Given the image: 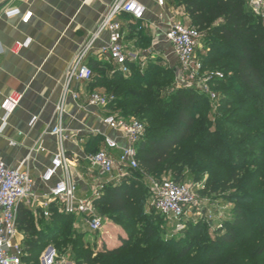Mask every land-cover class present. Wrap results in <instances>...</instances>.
<instances>
[{"label": "trees", "instance_id": "1", "mask_svg": "<svg viewBox=\"0 0 264 264\" xmlns=\"http://www.w3.org/2000/svg\"><path fill=\"white\" fill-rule=\"evenodd\" d=\"M175 1L185 7L191 26L208 33L206 53L200 56L202 72L209 68L223 72L222 78L209 81L218 93L221 118L216 121L217 129L212 128L209 116L215 113L213 104L203 111L207 116L198 115L207 107L209 97L194 86L166 91L175 68H163L152 61L146 68L140 62H129L130 72L123 74L112 63L92 57L91 91L104 89L114 96L110 110L119 105L120 116L139 117L145 124V134L137 146L139 168L129 174L161 179L162 171L181 164L178 171L173 170L172 179L185 182L192 175L200 182L208 174L201 193L216 194L228 182L221 183L222 168L218 165L229 161L225 157L229 147L236 152L231 167L236 173H245L239 179L235 173L241 190L248 186L264 196L263 20L254 15L247 0ZM123 18L128 21L126 38H136L139 47L151 40L145 28L138 30L129 15ZM219 19L223 24L214 26ZM225 58L228 60L222 62ZM129 174L119 184L105 187L103 195L94 200L100 215L108 212L121 221L126 236L121 237L120 246L101 249L98 244L90 245L83 239L86 231L76 226V215L52 207L50 218L41 220L38 229L28 209L20 207L19 229L25 234L23 264H40L49 239L59 243L60 254L69 246L74 264H264V209L257 225L250 226L255 224L252 218L256 214L243 203L253 200L264 204L262 197L240 195L239 201L235 196L226 219L218 220V210L213 209L211 218L191 219L185 231L171 235L172 226L162 215L155 209L154 214L144 211L150 188H143V181H135ZM213 223L221 224L222 231L212 234L208 226ZM243 226L253 233L238 237Z\"/></svg>", "mask_w": 264, "mask_h": 264}, {"label": "crops", "instance_id": "2", "mask_svg": "<svg viewBox=\"0 0 264 264\" xmlns=\"http://www.w3.org/2000/svg\"><path fill=\"white\" fill-rule=\"evenodd\" d=\"M113 1L0 0V158L7 166L30 172L33 194L19 204L18 211L20 207L28 209L38 229L40 221L49 219L53 213L51 207L64 212L62 203L53 201L49 195L51 183L43 181L42 176L60 150L59 140L48 130L54 122L65 74ZM142 1L147 6L145 30L146 36L152 40L153 55H160L178 66L176 54L165 38L170 26L179 21L172 6L173 0H166L163 6L157 0ZM7 9H19L21 14L6 16L4 12ZM27 11H32L33 16L29 23H24L22 15ZM127 25L124 21V26ZM108 39L104 34L96 47ZM124 44L128 52H140L136 38H125ZM92 57L108 62L96 53ZM74 89L78 91L79 98L77 101L68 99L67 139L62 145L69 160L71 176L77 184V196L93 198L96 193L103 195L105 187L120 182L113 176L102 174L87 156L98 148H104L103 134L115 137L117 133L107 129L102 122V118L109 114V108L88 105L92 92L89 83H76ZM14 93H20L22 99L4 123L5 99ZM35 116L37 120L31 125ZM120 142L124 144V141ZM39 146L42 148L37 151ZM110 152L119 157V149ZM46 211L49 216L45 215ZM76 226L81 230L83 226L87 228L78 216Z\"/></svg>", "mask_w": 264, "mask_h": 264}, {"label": "built area", "instance_id": "3", "mask_svg": "<svg viewBox=\"0 0 264 264\" xmlns=\"http://www.w3.org/2000/svg\"><path fill=\"white\" fill-rule=\"evenodd\" d=\"M165 1L157 0V3L163 6ZM248 5L255 15L264 18V0H248ZM19 14H21L19 9H7L4 12L6 16ZM146 14L147 6L142 0H114L108 6L90 40L78 51L66 71L61 97L55 108L54 122L48 130L59 140L60 150L53 157L42 179L46 183H51L49 195L52 200L62 203L65 212L81 217L93 233L100 232L104 224L103 216L98 212L94 202L100 193H96L93 198L77 196V184L71 176L69 160L62 145L67 139L65 121L68 99L78 100V91L74 89L76 83H90L93 80L94 73L89 60L94 53L112 63L123 74L130 72L129 62H140L142 66L145 65L146 57L128 52L124 44L127 26H124L122 18L129 15L131 22L138 24V30H141L146 25ZM32 16L33 12L27 11L22 15L23 22L29 23ZM104 34L108 35V42L96 47ZM201 37L202 33L196 27L186 25L182 21L174 22L165 34L166 41L172 46L178 60L175 69L178 86H194L215 100L217 95L209 88V81L213 78H222L223 73L217 71L212 75H206L202 72V62L197 58ZM21 99L20 93L6 97L4 123L7 116L19 106ZM113 100L114 96L105 91H92L88 97V105L105 109ZM36 120L37 117H33L30 124ZM102 122L107 129L116 132L117 136L103 134L104 148L89 154L87 159L94 167H98L102 174L113 176L117 182H121L131 170L139 168L137 146L145 134V124L137 118H125L118 113L104 116ZM121 140L124 144H121ZM41 148L39 146L36 150ZM118 149L120 154L116 158L110 151ZM148 178L152 206L172 226L171 235L182 233L188 221L194 218L189 212L193 213L195 207L199 205L194 191L196 185L178 182L168 176L161 179L151 176ZM32 194L33 179L30 172L20 167L7 166L0 158V264H23L25 248L24 238L19 229L18 206ZM206 206L203 205L202 213L204 217L211 218L213 211ZM45 215L49 216L50 213L46 211ZM40 260L42 264L66 263L65 259H58L54 249H46Z\"/></svg>", "mask_w": 264, "mask_h": 264}, {"label": "rangeland", "instance_id": "4", "mask_svg": "<svg viewBox=\"0 0 264 264\" xmlns=\"http://www.w3.org/2000/svg\"><path fill=\"white\" fill-rule=\"evenodd\" d=\"M247 2H248V0H247ZM172 6H173L174 10L177 11V17L179 18V21H182L186 25L192 24L185 7L180 5V3L176 2L175 0L172 1ZM260 18H261V20H263V23H264V18H262V17H260ZM122 20H123V22L124 21L128 22V21H126L127 19L125 20V18H122ZM223 22H224L223 19H219V20L215 21L213 25L214 26L222 25ZM201 33H202V37H201L199 48L197 50L198 60H200L201 54L206 53V50H207L206 48L208 45L207 41L209 39L208 33L206 31H202ZM138 48H139V50L138 49L137 50L140 51L139 52L140 56L146 57V60H145L146 62L144 65L145 68L148 66V63L152 61V62L157 63L159 66H161L163 68L170 67V68L176 69L177 66L173 65L169 61H166L160 55H157V54L153 55L155 51L152 48V40H150V41L146 40ZM137 50H136V52H137ZM227 60H228V58H225L224 60H222V62H226ZM216 65L218 66L219 64H216ZM211 67H214V64H212ZM215 72H217V69L213 70V68H209L206 71H204V73L206 75H212V73H215ZM168 85L169 86H167L168 88H166V91L169 90L171 92H174L175 90H177L178 84H177V80H176V73L174 74V78H173L172 82L169 83ZM209 88L214 93H216V95H218L217 91L215 89H213L211 87V85H209ZM95 91H104V89L97 88ZM209 104H213L215 106V113H212L209 116H210V119L213 121L212 128L214 130H216L217 129L216 128L217 127L216 121H218V119L221 118V113L219 112L218 107H217L218 106L217 98L215 100H213L212 98L209 97V101L206 102L207 107L204 106L203 110H200L198 112L199 113L198 115L199 116H202V115L207 116V114H205V112H203V111L208 110ZM235 105H237V104H235ZM120 107L121 106H119V105L114 106L111 110H109V114L119 113ZM136 118H139V117H136ZM233 139H236V141L239 140V138H233ZM235 155H236V152L232 148L228 147V149L225 152V157L229 158V161L227 162V164L218 165V167H219L218 169L222 168V174L219 177L221 183H223L224 181H228V182L226 183L225 188H218L219 190H217L216 194H209V193L202 194L201 193V190L204 189V187H205V183L207 181V175L208 174H205V177L200 182H195L192 175L187 176L185 182L196 185L194 191H195L196 196L199 200V205L197 207H195L196 208L195 211L193 213L189 212L190 214H193V217H194L193 220L194 221L200 220V218H202V219L205 218L203 213H202L203 212V205H205V204L207 205L206 207H208V209H210L212 211H213V209L218 210L217 217H218V220H220V219H226L228 217V214H226V212L229 211V209L231 207L230 205L232 204V201H234L233 197H235V196H238L239 201H240V199H239L240 195H243V196L244 195H249V196L253 195V197H255V198L262 197L261 200L264 201V196H258L257 190L253 191L254 189L253 188L251 189V187H248V186L246 187L245 190H241L242 188L239 187L241 181H239V180L237 181L236 174L239 176V177H237L239 179L240 177L243 176V174L245 175V173H243V171H238L236 173V169L231 167L232 159L235 158ZM180 167H181V164H178L176 167H174L173 170L178 171L180 169ZM173 170L162 171L163 177H165V176L170 177L171 175H173ZM215 174L216 173H214V175ZM129 177H131V179L135 178V181H139V182L143 181V184H144L143 188H148V190H149V178L147 176L139 177V176H136L135 173H130ZM146 196L147 197L145 198V201H144V204H145L144 205V211L147 214H154L155 210L151 204L150 197H148L149 196L148 192L146 193ZM243 203H246L248 205L249 209H251L252 213L256 214V216L254 215V217L252 218L253 219L252 222L255 224H252L250 226L257 225V222H259V220H260L259 218L263 217L260 214V212L262 211V209H264V204L259 203V202H255L253 200H251V201L245 200V202H243ZM103 222H104L103 228L98 233H93L88 229V227L86 228V226H83L82 229L86 231V235L83 237V239L90 242L91 243L90 245H92V246L98 244L99 248H101V249L102 248H108V249L110 248L111 249L113 247L120 246L122 244L121 237L126 236L123 228L119 225V223L121 221L119 219L115 218V215L112 216L110 213L106 212L105 214H103ZM39 226L41 227L42 224L39 223ZM164 226H165V224L161 223V228H163ZM262 227L264 228V223H263ZM208 228L212 234H214L215 232H218V231L219 232L222 231L221 224L218 225L216 223L215 224L213 223L212 226L209 224ZM246 233L251 234V233H253V231L250 227H248V226L244 227L243 226L242 228L239 229L238 237H241L242 235H244ZM48 241L49 242H48L46 249H54L59 260L65 259V261H66L65 264H74L73 259L75 257H74L73 252L71 251V248H69V246L64 248L62 250V253L60 254L57 251V249H58L57 245H59V243L57 241H51L50 239ZM40 264H42L41 260H40Z\"/></svg>", "mask_w": 264, "mask_h": 264}, {"label": "water", "instance_id": "5", "mask_svg": "<svg viewBox=\"0 0 264 264\" xmlns=\"http://www.w3.org/2000/svg\"><path fill=\"white\" fill-rule=\"evenodd\" d=\"M49 250H52V249H49Z\"/></svg>", "mask_w": 264, "mask_h": 264}]
</instances>
